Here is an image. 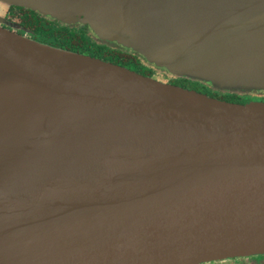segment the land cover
I'll return each mask as SVG.
<instances>
[{
    "label": "water",
    "instance_id": "1",
    "mask_svg": "<svg viewBox=\"0 0 264 264\" xmlns=\"http://www.w3.org/2000/svg\"><path fill=\"white\" fill-rule=\"evenodd\" d=\"M3 1L83 17L214 89L264 90V0ZM255 254L263 100L221 99L0 25V264Z\"/></svg>",
    "mask_w": 264,
    "mask_h": 264
},
{
    "label": "flooded vegetation",
    "instance_id": "2",
    "mask_svg": "<svg viewBox=\"0 0 264 264\" xmlns=\"http://www.w3.org/2000/svg\"><path fill=\"white\" fill-rule=\"evenodd\" d=\"M3 8L5 9L3 10ZM20 17H25L26 20H30L32 26L30 25V27H28L23 22H20ZM0 25L19 34H23L24 36H29L42 43L72 51H75L73 49H75L76 45L79 46L78 44H80L82 36L89 37L91 40L97 41L99 44L118 47L124 51H132L130 48L124 47L115 41L98 38L91 25L84 21L83 17H77L68 22L60 18L58 19L52 14L44 13L29 6L3 2L1 0ZM34 26H36L38 30L33 29ZM139 57L141 56L139 55ZM156 70L157 69L155 68L150 74L148 73L145 75L154 77L157 73ZM202 92L205 91L202 90ZM263 92L264 91L262 90H253L249 92V96H257L256 94H263ZM261 100L264 101V98ZM257 256H260V258H255ZM198 264H264V254L227 257Z\"/></svg>",
    "mask_w": 264,
    "mask_h": 264
},
{
    "label": "trees",
    "instance_id": "3",
    "mask_svg": "<svg viewBox=\"0 0 264 264\" xmlns=\"http://www.w3.org/2000/svg\"><path fill=\"white\" fill-rule=\"evenodd\" d=\"M79 46L76 45V52L88 54L91 56L103 58L105 60H109L115 62L117 64L127 66L129 68L135 69L136 71L142 74H150V72L155 69L154 66H147L139 57V54L132 51H124L121 48L108 46L105 44H99L97 41L91 40L89 37L82 36ZM200 83V84H199ZM190 82L189 86L196 88L197 90H203L210 94L211 96L218 97L226 100H234V98H239L236 100L248 102L249 92H234V91H224L219 92L214 90V88H210L201 84V82ZM264 91V90H262ZM258 98H264L263 94H256ZM250 101V100H249Z\"/></svg>",
    "mask_w": 264,
    "mask_h": 264
},
{
    "label": "rangeland",
    "instance_id": "4",
    "mask_svg": "<svg viewBox=\"0 0 264 264\" xmlns=\"http://www.w3.org/2000/svg\"><path fill=\"white\" fill-rule=\"evenodd\" d=\"M3 1V0H1ZM5 2V1H3ZM5 8H3L4 10ZM57 17V16H55ZM58 18V17H57ZM59 19V18H58ZM20 22H23L24 24H26L28 27H30V23L31 21L30 20H26L25 17H20L19 19ZM90 24V23H89ZM93 31L96 33L97 37L100 38V39H104V40H109V41H115L117 42L118 44L124 46V47H127L125 46L124 44L122 43H119L117 40V38H114L115 36H111L110 34L104 32L105 36L102 35L101 32H99L98 30H96V28L94 29V27L92 26V24H90ZM96 25V24H95ZM32 26V25H31ZM99 26V25H98ZM33 29H36L38 30V28L36 26H34ZM17 33V32H16ZM23 35V34H21ZM24 36V35H23ZM27 38H30L29 36H25ZM32 39V38H30ZM117 39V40H115ZM32 40H35V39H32ZM37 41V40H35ZM131 41H133L131 39ZM40 42V41H39ZM46 44V43H45ZM114 45H117V44H114ZM54 46V45H53ZM119 46V45H118ZM127 48H130V47H127ZM132 51L136 52L137 54H139L141 56V60L147 64V66H154L157 70V73L155 74L154 78L156 79H159L161 81H164V82H170V83H174V84H177V85H181V86H184V87H187V88H193L192 86H189V83L190 82H198L197 80H193L191 78H188L186 76H178L176 75L175 72H173L169 67L170 63L169 62H165V60H163L162 58H159V60H155V61H151L150 59V56H148L146 53L140 51L139 49L135 48L134 46H132V48H130ZM152 64V65H151ZM132 69V68H131ZM135 70V69H133ZM200 84V83H199ZM202 85L204 86H207V87H210L213 89V87L208 83V82H201ZM196 89V88H194ZM216 91H219V92H224V91H228V90H221L219 88L217 89H214ZM236 99H239V98H234V100H229V101H234V102H241V103H245L243 101H239V100H236ZM248 99L251 101V100H261V98H258V96H249ZM248 100V101H249ZM255 258H260V256H257Z\"/></svg>",
    "mask_w": 264,
    "mask_h": 264
}]
</instances>
